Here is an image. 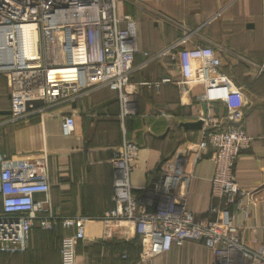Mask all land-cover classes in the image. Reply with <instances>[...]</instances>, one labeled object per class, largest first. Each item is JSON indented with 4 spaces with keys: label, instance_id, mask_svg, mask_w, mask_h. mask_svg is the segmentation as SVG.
I'll list each match as a JSON object with an SVG mask.
<instances>
[{
    "label": "built area",
    "instance_id": "built-area-1",
    "mask_svg": "<svg viewBox=\"0 0 264 264\" xmlns=\"http://www.w3.org/2000/svg\"><path fill=\"white\" fill-rule=\"evenodd\" d=\"M118 1L0 0V74L8 81L11 101L6 121L43 114L101 88L118 94L122 120L134 116L137 102L130 83L132 74L150 61L168 57L177 76L169 75L164 82H174L183 93L201 87L202 101L219 102L226 109V115L220 117L206 106V113L199 117L202 136L196 146L201 154L210 151L214 164L210 195L221 203L210 206L213 219L195 217L189 206L190 174L176 155L160 163L159 176L143 188L148 195L139 200L130 183L139 146L124 139L113 148L109 161L116 171L114 207L103 219L132 227L139 238L142 261L195 240L211 252L213 264H264V200L262 235H258L257 226L236 223L239 215L246 221L249 205L256 204L252 193L243 190L234 176L238 156L254 139L244 127L243 91L221 71L222 50L188 45L187 33L154 55L142 52L137 44L136 20L119 15ZM26 34L31 35L29 43ZM138 53L145 58L140 67L134 65ZM257 68L263 70L262 66ZM36 101H42L43 106L33 107ZM74 129V115L64 114L62 133L72 135ZM260 140L264 143V119ZM50 191L46 155L33 160L0 156L1 252L26 251L31 247L33 227L50 230L59 224L72 230L61 239V264H76V246L84 239L87 218L58 215ZM247 227L253 234L250 239L244 237Z\"/></svg>",
    "mask_w": 264,
    "mask_h": 264
},
{
    "label": "crops",
    "instance_id": "crops-1",
    "mask_svg": "<svg viewBox=\"0 0 264 264\" xmlns=\"http://www.w3.org/2000/svg\"><path fill=\"white\" fill-rule=\"evenodd\" d=\"M128 3L127 7L120 5V12L136 20L137 44L142 52L160 51L188 33V45H211L226 49L241 59L231 63L232 69H226L243 87L244 127L254 140L251 147L238 156L234 176L243 190L252 193L256 204L249 205L250 217L246 221L239 215L236 223L257 226L258 235H262L264 143L260 135L264 118V0H128ZM147 13L161 22L155 20V30L151 32L147 30L148 23L142 22V16ZM144 62V56L138 53L134 65L140 67ZM258 66L263 70L259 72ZM172 71L175 70L168 58L150 61L135 70L130 83L134 86L137 113L123 120L118 94L101 88L45 110L43 114L8 122L11 110L8 81L0 75V156L29 160L47 156L54 211L62 217L87 218L84 239L76 250V264L214 262L211 252L201 241L195 240L173 246L153 259L137 260L132 247L125 244L136 237L132 227L103 219L113 208L116 171L109 161L113 148L124 139L139 146L130 173V183L139 200H145L148 195L143 188L154 179L164 158L176 155L190 174L189 206L195 217H215L209 208L221 202L210 195L214 164L208 156L210 151L201 154L196 149L202 128L181 126L197 121L203 112L202 89L194 87L183 93L176 84L164 82L163 78L169 75L177 76ZM206 106L215 115H226L225 107L219 102ZM64 114L74 115L72 135L62 133ZM248 227L243 231L246 239L253 235ZM69 233L72 230L61 226L51 233L35 230L28 252L8 254L0 251V264H61L60 234L63 237Z\"/></svg>",
    "mask_w": 264,
    "mask_h": 264
},
{
    "label": "trees",
    "instance_id": "trees-1",
    "mask_svg": "<svg viewBox=\"0 0 264 264\" xmlns=\"http://www.w3.org/2000/svg\"><path fill=\"white\" fill-rule=\"evenodd\" d=\"M120 5L121 4H119V2H118V13H119V15L120 16H122L123 14H122V12H120ZM144 22H145V20H143ZM178 39V38H177ZM176 39V40H177ZM175 41V40H174ZM173 41V42H174ZM170 45V44H169ZM158 52V51H157ZM157 52H155V53H157ZM155 53H148L149 55H154ZM164 58L166 59V58H168V57H163V58H159V59H156V60H154V61H161L162 59L164 60ZM169 59V58H168ZM239 64V63H238ZM234 65L233 64H231L228 60H225V61H223V63H222V66H221V71H223L225 74H227L232 80H233V82L238 86V87H240L241 89H243V87H241V85L240 84H238L236 81H235V79L233 78V76H232V74L230 73V71H228V69H226V68H229L230 69V67H231V69H232V67H233ZM1 75V74H0ZM170 83V82H169ZM171 83H174V82H171ZM175 84V83H174ZM109 89V88H108ZM11 104V103H10ZM9 115H10V113H9ZM8 115V116H9ZM7 116V117H8ZM264 119V118H263ZM209 156V155H208ZM168 158V157H167ZM164 159H166V158H164ZM159 173H160V171H159V167H158V169L156 170V175H155V177H158L159 176ZM113 207H114V202H113ZM202 218H204V216H202ZM206 218H208V219H213L212 217H206ZM60 228V226H59V224H57V225H55L52 229H50V230H44V229H42L40 226H35V227H33V229H32V237H33V234H34V231L35 230H39V231H42V232H49V233H51V232H55V231H57V229H59ZM61 239H62V236H61V234H60V238H59V249H60V244H61ZM82 240H79L78 241V243H77V246H79V244H80V242H81ZM125 244H127V245H129L130 247H132V249H133V251H134V254L136 255V259L137 260H139L140 258L138 257L139 256V251H140V244H139V238L136 236V237H134L132 240H130V241H128V243H126L125 242ZM76 246V250H77V247ZM29 251V249L28 250H26V251H23V252H14V253H12V254H18V253H26V252H28ZM4 253V252H3ZM9 254V253H8ZM126 255H124V257H125ZM77 258V257H76Z\"/></svg>",
    "mask_w": 264,
    "mask_h": 264
},
{
    "label": "rangeland",
    "instance_id": "rangeland-1",
    "mask_svg": "<svg viewBox=\"0 0 264 264\" xmlns=\"http://www.w3.org/2000/svg\"><path fill=\"white\" fill-rule=\"evenodd\" d=\"M118 2H119V4L123 5L124 7H127L126 5L129 4L128 0H119ZM143 20H145V22ZM155 20L156 19H154V17L151 14H148V13L144 14L142 16V22L143 23H148L147 30L149 32H151L152 30L153 31L155 30V27L153 26V23H154ZM156 23H161V22L156 20ZM225 50H222L224 52L223 53V61L228 60L230 63H232L233 61L235 62V61L241 60L239 57H234V55H235L234 53H233L234 55H232L231 54L232 52L225 51Z\"/></svg>",
    "mask_w": 264,
    "mask_h": 264
},
{
    "label": "water",
    "instance_id": "water-1",
    "mask_svg": "<svg viewBox=\"0 0 264 264\" xmlns=\"http://www.w3.org/2000/svg\"><path fill=\"white\" fill-rule=\"evenodd\" d=\"M43 102L42 101H36L32 103L33 107H40L43 106ZM30 107L27 105V110H29ZM203 112L206 113V103H203ZM181 126L184 129H201L202 128V121L200 119H198L195 122H191V123H182Z\"/></svg>",
    "mask_w": 264,
    "mask_h": 264
},
{
    "label": "bare ground",
    "instance_id": "bare-ground-1",
    "mask_svg": "<svg viewBox=\"0 0 264 264\" xmlns=\"http://www.w3.org/2000/svg\"><path fill=\"white\" fill-rule=\"evenodd\" d=\"M26 35H27V37H26V42L29 43V42H30V36H31V35H30V34H26Z\"/></svg>",
    "mask_w": 264,
    "mask_h": 264
}]
</instances>
